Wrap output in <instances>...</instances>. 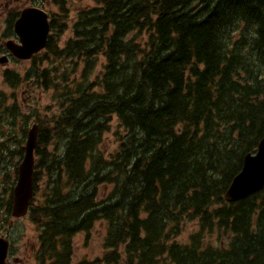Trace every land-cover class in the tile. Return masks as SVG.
Returning a JSON list of instances; mask_svg holds the SVG:
<instances>
[{
    "label": "trees",
    "instance_id": "16d2710c",
    "mask_svg": "<svg viewBox=\"0 0 264 264\" xmlns=\"http://www.w3.org/2000/svg\"><path fill=\"white\" fill-rule=\"evenodd\" d=\"M67 1L51 0L60 14L35 59L82 64L83 79L97 55L106 64L88 87L99 93L68 82L67 71L37 79L62 101L59 115L37 121L28 213L38 230L35 264H72L73 237L88 238L98 221L106 253L77 264H264V190L223 200L264 136V0H95L61 48ZM6 101L0 93V122L10 117L12 128L18 110ZM112 116L128 135L104 158L98 147ZM16 166L0 180V228ZM101 185L113 189L97 201ZM184 222L199 229L179 245ZM205 234L229 239L206 246Z\"/></svg>",
    "mask_w": 264,
    "mask_h": 264
},
{
    "label": "rangeland",
    "instance_id": "374dc122",
    "mask_svg": "<svg viewBox=\"0 0 264 264\" xmlns=\"http://www.w3.org/2000/svg\"><path fill=\"white\" fill-rule=\"evenodd\" d=\"M95 7V0L67 1L65 14L62 18V23L66 24V29L59 38V47L63 48L65 43L73 37V26L78 20L80 11L91 10ZM46 8L52 14V17L56 18L60 14L59 9L52 5V3H50V6H46ZM43 54H39V57H42ZM105 64L104 57L97 55L94 58L93 66L84 74V79L81 76L84 71L82 64L75 67V64L70 60L54 61L51 57L43 61L36 59L29 63H20L14 67L15 69L13 66H10L8 69H0V91L8 97L6 106L14 107L18 110V113L11 118L12 120H17L12 128H10V117H6L7 119H4L2 123L0 122V180L2 179L3 173L9 174V171H11L10 176H12L13 166L18 165L21 161V157H17L16 153L20 148L17 141H20L19 138L21 139L22 137L21 129L26 128L27 130L31 124L37 123V121H46L47 123L52 116L59 115L61 112L59 108V104L62 101L60 91L50 87L49 90H44L40 86V83H37L38 78L41 82V72L47 71L51 78L54 80L57 78L56 80H58L61 74L67 71L69 74L68 82L72 80L82 82L83 85L80 88L85 89L86 92L99 93L100 87L92 86L91 89H88V87L101 80ZM73 67H75L74 73ZM13 74L19 79V83L16 85L7 82V78H10V75ZM6 75L8 76L7 78ZM16 77H14V81H17ZM107 127L109 129L103 133L101 137L102 141L98 147L104 158H107L109 154L115 151L119 142L128 135V132L119 125L113 116L109 118ZM23 145L24 143L20 144V146L24 147ZM43 185L44 183H41L38 185V188L42 189ZM112 189V185L99 186L97 201L109 197ZM9 195L10 192L7 198ZM38 199L39 196L34 198L35 204L37 205L39 204ZM2 209L5 212V205ZM9 221L12 222L10 225H8ZM181 229L182 231L175 239V242L179 245H188L190 244V237L198 232L199 226L197 222H184ZM5 234L8 236L10 245L7 264H12L13 258L18 259V263L15 264H35L34 253L37 248L38 230L29 221L28 217L20 220H12L11 216L8 215L5 225L0 228V236H4ZM105 234L106 223L98 221L94 224L88 238L85 233L75 235L73 237L72 264H77L82 260L93 261L102 257L106 253L103 245ZM228 239L229 237L225 235L220 240L217 234H205L204 239H200V243L204 242L206 246H209V244L218 246L222 242L220 244L222 246Z\"/></svg>",
    "mask_w": 264,
    "mask_h": 264
},
{
    "label": "water",
    "instance_id": "95a60500",
    "mask_svg": "<svg viewBox=\"0 0 264 264\" xmlns=\"http://www.w3.org/2000/svg\"><path fill=\"white\" fill-rule=\"evenodd\" d=\"M20 45L9 46L13 56L20 61H27L46 46L50 30L47 16L38 11L25 10L15 24ZM38 126L33 124L26 134L23 155L17 167L16 182L11 195V217H25L33 194L34 154L37 144ZM264 189V136L259 141L256 151L247 154L242 167L232 179L224 193L227 203L242 201ZM9 242L0 237V264H6ZM12 263H18L14 258Z\"/></svg>",
    "mask_w": 264,
    "mask_h": 264
},
{
    "label": "flooded vegetation",
    "instance_id": "af4514ba",
    "mask_svg": "<svg viewBox=\"0 0 264 264\" xmlns=\"http://www.w3.org/2000/svg\"><path fill=\"white\" fill-rule=\"evenodd\" d=\"M50 3L51 0H0V69L32 61H19L9 49V46L20 45L15 24L25 10H33L46 15L50 25L52 14L46 8Z\"/></svg>",
    "mask_w": 264,
    "mask_h": 264
}]
</instances>
